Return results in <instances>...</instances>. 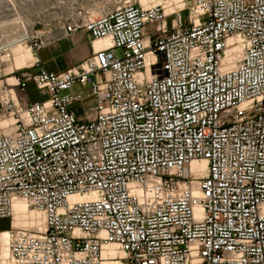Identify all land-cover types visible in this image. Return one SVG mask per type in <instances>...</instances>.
I'll list each match as a JSON object with an SVG mask.
<instances>
[{
    "label": "built area",
    "instance_id": "2783aa9c",
    "mask_svg": "<svg viewBox=\"0 0 264 264\" xmlns=\"http://www.w3.org/2000/svg\"><path fill=\"white\" fill-rule=\"evenodd\" d=\"M60 30L109 44L0 82V220L23 200L44 225L10 224L0 264H264V0L127 3Z\"/></svg>",
    "mask_w": 264,
    "mask_h": 264
},
{
    "label": "rangeland",
    "instance_id": "374dc122",
    "mask_svg": "<svg viewBox=\"0 0 264 264\" xmlns=\"http://www.w3.org/2000/svg\"><path fill=\"white\" fill-rule=\"evenodd\" d=\"M2 1L4 3L1 2L0 0V7L2 9L5 8L4 9L5 15L0 17V20H1L0 21V35H1L0 39L2 40V42L0 41L1 42L0 45L4 46V48H6L5 47L6 45L7 48L9 49V53L8 54L6 53L8 55V60H4V57L7 56L5 52H4V55L0 56V82L8 80L7 82L11 84L15 82L14 75L18 76L19 74H22L25 72L34 73L39 66H44L45 68H48L49 64L44 63V61L41 59L42 58L41 56L46 51H48V49L54 50L55 48L57 49V47H54L55 45H52V46L49 45L39 52L32 53L31 58L29 60H26L24 62V65L20 67H17L15 65V62L13 61V57L10 53L9 47L13 46V44L16 43V41L18 42V44L20 43L22 45V38H23L22 36L27 35L26 29L28 30L29 28L30 29L33 28L34 30L37 31V30H41L42 26L44 25V26L49 27V29H52L51 34L53 35L55 31L54 29H57V30L60 29V19H63L65 15H68L69 11L71 12V8L69 5V0H7L6 2L5 0H2ZM141 1L142 0H80L78 8L85 10L88 13L90 12L89 16H91L92 18H95L98 16V14H95V15L93 14L94 15L93 16L92 13L94 12L97 13L98 12L97 10L99 9L100 10L103 9V11L110 10V9L119 7L125 2L135 3L137 5H141L143 8H148V7H152V6L160 5V4L165 5V7L167 8V12L169 14L174 10V7L176 6L179 7V5H182L183 3H186V5L190 4V0H179V1L177 0H150L148 4L143 6ZM176 2H179V4H177ZM170 4H174V5L170 6ZM8 7L10 8L22 7L24 11L21 14L16 15V13L14 14V12H8L6 10ZM36 14H38V17L36 16ZM9 15L11 17H8ZM22 48L26 51H29L30 49L26 45L25 46L22 45ZM55 62L57 65H60V62H62V58L57 56L55 59ZM69 68L71 67L60 68L59 70L61 72ZM12 78H13V81L9 82V80ZM85 90L86 89L83 88L82 86L76 85L73 87L71 91L65 92L63 93V95H67V94L76 95L78 93L84 92ZM26 96L28 100L31 102L40 100V97L35 91V88L33 87V85L28 86L27 91H26ZM37 214L39 213H36L30 208L27 213L19 214L18 215L19 217H17V220H16L19 225H17L16 223L17 225L16 227L12 225L13 221L16 218L15 219L13 218L12 221L11 220H0V231L8 230L10 228V224L13 228H31V225L29 222H31L35 218V216H37ZM36 220L38 222L40 221V223H42L43 225L42 216Z\"/></svg>",
    "mask_w": 264,
    "mask_h": 264
},
{
    "label": "bare ground",
    "instance_id": "6f19581e",
    "mask_svg": "<svg viewBox=\"0 0 264 264\" xmlns=\"http://www.w3.org/2000/svg\"><path fill=\"white\" fill-rule=\"evenodd\" d=\"M7 0H5V2H6ZM150 0H142L141 1V3L143 4V6L144 5H146V4H148V2H149ZM177 1H179V0H177ZM1 2H3L2 0H1ZM79 2H80V0H69V5H70V8H71V12L69 11V14L68 15H65V17L64 18H67V17H74L75 15H77V13H79V11L81 10V11H84L86 14H87V18L89 19V20H91V19H93L91 16H89L90 14V12L88 13L87 11H85V10H82V9H80V8H78L79 7ZM4 3V2H3ZM3 3H1V4H3ZM12 3V2H11ZM30 3H31V1H30ZM127 3H131V2H125V3H123L122 5H124V4H127ZM171 3H172V1H171ZM174 3H175V1H174ZM177 4H179V2H176ZM6 4V3H5ZM27 4H28V2H27ZM13 5V4H12ZM122 5H120V6H122ZM174 4H170V6H173ZM8 6V5H7ZM30 6V5H29ZM32 6V5H31ZM119 6V7H120ZM141 6V5H140ZM28 7V6H27ZM142 7V6H141ZM78 8V9H77ZM143 8V7H142ZM149 8V7H148ZM5 9V8H4ZM4 9H2L1 7H0V17L1 16H4L5 15V10ZM114 9V8H113ZM8 12H14V14L16 13V15H18V14H21L24 10H23V8L22 7H17V8H10V7H8L7 9H6ZM110 10H112V9H110ZM57 11V10H56ZM98 12L97 13H92V15L94 14H98V16L103 12V9L102 10H97ZM104 11H109V10H104ZM11 14V13H10ZM13 14V15H14ZM93 15V16H94ZM36 16L38 17V14H36ZM40 16V15H39ZM8 17H11L10 15L8 16ZM1 21V20H0ZM46 27L47 26H44L43 25V30H45L46 29ZM32 29H26V33H27V35H24V36H22L23 38H22V45L23 46H25V44L23 43V40H25L26 39V37H30V36H32L33 35V33H32V31H31ZM1 36V35H0ZM13 36V35H12ZM19 36V35H18ZM5 38V37H4ZM55 37L53 36V35H47L46 36V39L47 40H49V42H52V40L54 39ZM7 39V38H6ZM21 39V38H20ZM0 41L2 42V40L0 39ZM13 41V40H12ZM0 42V43H1ZM13 44V43H12ZM12 44H10V45H12ZM108 44H109V41H108V39H102V40H98V41H95V47L99 50L100 48H102V47H106V46H108ZM22 45L19 43L18 44V42L16 41V43H14L13 44V46H11V47H9L10 48V53H11V55H12V57H13V61L15 62V65L17 66V67H20V66H22V65H24V62L26 61V60H29L30 58H31V56H32V53H34L31 49H29V51H26V50H24L23 48H22ZM9 46V45H8ZM27 46V45H26ZM5 47L7 48V46L5 45ZM0 49L2 50V49H4V50H6L5 48H4V46H1L0 45ZM4 60H8V55L7 56H5L4 57ZM13 81V78L12 79H10L9 80V82H12ZM190 170L192 171V172H195V171H200V172H202V174L200 175V176H204L205 175V173H206V171H207V163H206V161H203V160H201V161H193L191 164H190ZM88 198H91V196H85V197H82V198H79V197H77V198H72L71 199V201H83L84 199H88ZM13 208H14V221H13V223H12V225L14 226V227H16L17 225H19L18 223H17V217H19L18 215L19 214H22V213H27L28 211H29V204L27 203V202H25V201H21V200H18V201H16L15 203H14V205H13ZM25 215V214H24ZM42 215H40V214H37V216H35V218L31 221V222H29L30 223V225H31V228H33V229H35V230H43V225H42V223H40V221L38 222L36 219H38L39 217H41ZM34 217V216H33ZM20 219V218H19ZM22 220V219H21ZM16 223H17V225H16ZM20 223V222H19ZM28 224V223H27ZM106 253H109L111 256H116V255H118V253L113 249V248H109L108 250H107V252ZM8 258V231H2V232H0V261H5L6 259Z\"/></svg>",
    "mask_w": 264,
    "mask_h": 264
},
{
    "label": "crops",
    "instance_id": "0c3cea01",
    "mask_svg": "<svg viewBox=\"0 0 264 264\" xmlns=\"http://www.w3.org/2000/svg\"><path fill=\"white\" fill-rule=\"evenodd\" d=\"M54 30L53 36L55 38L50 46L55 45L54 47H57V49H48L41 56L44 63L49 64L47 68L49 71L60 72V68L77 66L90 57L94 49L98 50L94 45L95 42L93 43L86 33L80 32L69 37H64L62 30ZM57 56L62 58L60 65H57L55 62ZM91 104L92 102L88 100L82 106L83 108L90 107Z\"/></svg>",
    "mask_w": 264,
    "mask_h": 264
}]
</instances>
